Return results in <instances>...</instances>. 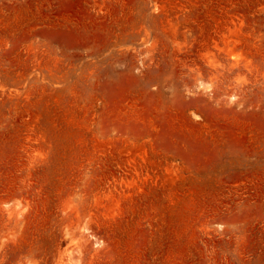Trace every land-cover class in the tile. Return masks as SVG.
<instances>
[{
  "label": "rangeland",
  "instance_id": "obj_1",
  "mask_svg": "<svg viewBox=\"0 0 264 264\" xmlns=\"http://www.w3.org/2000/svg\"><path fill=\"white\" fill-rule=\"evenodd\" d=\"M0 264H264V0H0Z\"/></svg>",
  "mask_w": 264,
  "mask_h": 264
}]
</instances>
